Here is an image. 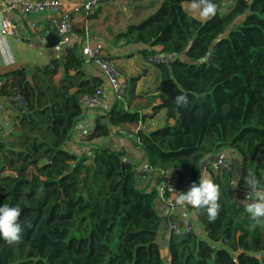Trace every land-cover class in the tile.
Wrapping results in <instances>:
<instances>
[{"label": "trees", "instance_id": "1", "mask_svg": "<svg viewBox=\"0 0 264 264\" xmlns=\"http://www.w3.org/2000/svg\"><path fill=\"white\" fill-rule=\"evenodd\" d=\"M213 2L216 15L203 21L185 7L189 0L152 1L155 11L128 26L121 37L143 47L144 60L175 59L156 66L157 88L142 105L139 79H130L126 96L101 110L79 150L73 143L83 116L79 97L103 80L89 73L78 46L62 61L0 76V95L17 112L11 132H0V207L19 205L25 226L17 244L0 238V264H264V228L249 230L253 221L239 191L248 190L249 170L264 184V0ZM19 94L28 102L25 112L11 100ZM181 94L187 107L175 104ZM150 108L165 111V124L141 128L123 139L130 148L112 150L118 124L142 123V109ZM228 150L240 156L238 175L209 166L203 172ZM144 165L153 173L140 180L137 168ZM156 172L171 173L178 194L201 172L221 188L215 222L206 210L187 206L206 239L195 231L171 235L168 262L161 254L160 198L150 186Z\"/></svg>", "mask_w": 264, "mask_h": 264}, {"label": "crops", "instance_id": "2", "mask_svg": "<svg viewBox=\"0 0 264 264\" xmlns=\"http://www.w3.org/2000/svg\"><path fill=\"white\" fill-rule=\"evenodd\" d=\"M26 0H0V7L19 6ZM67 7L71 8L73 4H80L85 0H62ZM152 1L160 0H104L96 12L89 18L85 19L82 14L74 16L73 33L67 36L57 34L52 28V15L50 13L38 14L33 16H23L17 8L7 12L8 19L14 22H23L28 27V37L15 40L12 37H1L0 34V76L12 70L26 68L32 70L49 65L53 60H63L68 48L78 46L79 53L86 60V66L90 74L98 75L103 80L101 72L92 64L87 62V48L98 47L104 55L114 61L129 82L132 78H138L137 94L139 103H145V98L157 88L159 73L156 66L150 65L148 62L139 58L137 52L143 47L134 50L135 55L128 56L124 46V38L121 37L126 32L128 26L133 22H139L142 18L152 14L157 5L148 7ZM189 5V3L185 4ZM34 24V26H31ZM1 25V22H0ZM55 32L60 38L61 43L55 48H47L45 37L50 33ZM139 46V45H137ZM161 47H155L156 51H160ZM61 76L59 73L57 79ZM141 85V88L139 87ZM5 111L0 112V132L9 134L12 130L13 119L16 115V110L12 107L9 100L4 99ZM110 103V107L112 106ZM142 114L147 118L142 123H119L118 130L127 129L138 132L141 128L153 130L162 127L165 123V111L154 114L152 109H142ZM90 112L87 116L81 118V128L83 123L87 124ZM88 117V118H87ZM172 123V122H171ZM78 127L77 130L81 128ZM76 130L75 136L78 131ZM120 137H112L113 146L121 145L122 147L130 148L126 140L119 139ZM74 145L80 146V142H73ZM75 147V146H74ZM226 156L232 161L237 175L240 173L241 160L240 156L235 151H226ZM213 160V159H212ZM160 177L156 174L150 179V186L157 189ZM159 214L164 217L165 206L161 201L157 205ZM196 220L195 216H193ZM195 232L202 239H206L205 233L200 226L196 225ZM160 240L162 241L161 254L167 262L170 259L168 240L169 236L166 233L165 226L161 230Z\"/></svg>", "mask_w": 264, "mask_h": 264}, {"label": "built area", "instance_id": "3", "mask_svg": "<svg viewBox=\"0 0 264 264\" xmlns=\"http://www.w3.org/2000/svg\"><path fill=\"white\" fill-rule=\"evenodd\" d=\"M104 0H85L80 4H73L71 8L62 0H26L19 6L0 7V34L1 37H12L15 40L28 37V27L23 22H14L7 18L6 14L9 10L17 8L23 16L29 17L38 14L50 13L52 15V28L61 36H67L73 33L74 16L82 14L85 19H89L99 8ZM114 1V0H113ZM31 26H34L32 24ZM87 62L94 65L103 78V84L96 88L92 94H83L79 97V102L83 108V116H87L90 112L87 124L83 123V128L74 136L76 142H82L88 134L95 130L97 115H92L94 111L107 110L110 103L115 99L126 96L128 91V82L123 76L116 63L107 58L102 50L98 47L87 48ZM175 57L171 54H156L149 57L148 63L152 66H166L174 61ZM3 83L0 82V91ZM6 98L0 95V112L5 111L3 100ZM11 100L17 106L18 110L25 112L28 107L26 98L22 95H16ZM82 116V117H83ZM119 139H130L135 136V131L122 129ZM121 145L112 146V150L120 151ZM91 155L90 152L87 153ZM124 162L128 165L133 164L130 158H124ZM225 174H232L234 166L227 156H220L216 159L209 160L203 172L206 173L207 167ZM153 173V169L144 165L137 168V178L145 180ZM160 177L157 190L161 203L165 206L164 226L167 235H185L196 230L197 221L194 220V213L187 206L177 203V188L171 173L156 172ZM241 194L246 195L248 190H239ZM235 203H239V199L235 198Z\"/></svg>", "mask_w": 264, "mask_h": 264}, {"label": "clouds", "instance_id": "4", "mask_svg": "<svg viewBox=\"0 0 264 264\" xmlns=\"http://www.w3.org/2000/svg\"><path fill=\"white\" fill-rule=\"evenodd\" d=\"M188 11L194 17L207 21L217 13V5L213 0H189ZM177 107H187L189 99L186 95H178L175 98ZM248 192L245 199L241 201L245 211L250 215L252 224L249 230L256 227L264 228V184L257 175L249 170L244 177ZM221 198V188L210 178H205L201 172L199 182H193L186 192H179L177 203L180 205H190L194 209L206 210L209 222H215L219 216ZM22 209L19 205L9 206L5 203L0 207V238H3L9 245L21 242L25 226L21 223L20 217ZM31 228V223H27Z\"/></svg>", "mask_w": 264, "mask_h": 264}, {"label": "rangeland", "instance_id": "5", "mask_svg": "<svg viewBox=\"0 0 264 264\" xmlns=\"http://www.w3.org/2000/svg\"><path fill=\"white\" fill-rule=\"evenodd\" d=\"M247 1H251V0H247ZM232 5V1H229L228 3H226L225 5H224V8L222 9V11L224 12V11H226V9H228L229 8V6H231ZM186 8L188 9L189 8V5L187 4L186 5ZM125 47V50L126 51H128L127 53H126V55H128V56H133V55H135V49H137V48H139V47H136V46H124ZM131 48H134V50H132ZM137 55H139V58H141L142 60H144L143 58H142V56L140 55V53L139 52H137ZM144 61H146V60H144ZM146 63H147V61H146ZM139 87L141 88V85L139 84ZM102 111L101 110H99V111H94L93 112V114L92 115H94V116H96V115H98V114H100ZM165 121H166V118H165ZM165 123V122H164ZM79 146H77V148H78ZM78 150H79V148H78ZM79 154H81L80 152H78Z\"/></svg>", "mask_w": 264, "mask_h": 264}, {"label": "water", "instance_id": "6", "mask_svg": "<svg viewBox=\"0 0 264 264\" xmlns=\"http://www.w3.org/2000/svg\"><path fill=\"white\" fill-rule=\"evenodd\" d=\"M45 41L47 48H55L61 43V38L55 32H50L45 37Z\"/></svg>", "mask_w": 264, "mask_h": 264}]
</instances>
